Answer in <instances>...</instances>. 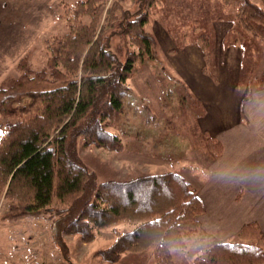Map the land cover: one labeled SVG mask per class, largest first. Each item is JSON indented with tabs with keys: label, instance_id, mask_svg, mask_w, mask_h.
Returning <instances> with one entry per match:
<instances>
[{
	"label": "trees",
	"instance_id": "1",
	"mask_svg": "<svg viewBox=\"0 0 264 264\" xmlns=\"http://www.w3.org/2000/svg\"><path fill=\"white\" fill-rule=\"evenodd\" d=\"M127 1L144 0H115L107 9L103 0L60 5L56 18L69 29L44 39L43 66L32 68L23 56L13 75L0 81V195L7 221L51 218L58 235H79L85 243L94 240V229L132 224L97 252L108 263L150 251L152 264H176L204 212L188 180L165 172L98 183L75 153L79 138L83 145L118 152L121 139L107 128L122 126L127 110L142 108L126 80L136 65L157 60V42L144 27L148 13L138 9L129 16ZM222 1L233 4L236 34L252 31V23L264 26L258 4ZM104 10L106 24L99 26ZM242 38L239 33L224 42ZM193 42L206 57L210 39L201 34ZM209 141L211 153L219 154V145ZM237 238L211 246L206 255L214 264H264V236L255 224L243 226Z\"/></svg>",
	"mask_w": 264,
	"mask_h": 264
},
{
	"label": "rangeland",
	"instance_id": "2",
	"mask_svg": "<svg viewBox=\"0 0 264 264\" xmlns=\"http://www.w3.org/2000/svg\"><path fill=\"white\" fill-rule=\"evenodd\" d=\"M2 1L5 0H0V3ZM77 1L8 0L4 12L0 11V76L13 75L18 60L23 56L26 65L42 67L45 62L44 39L67 33L69 29L66 20L56 18L60 5ZM114 1L103 0L105 9L112 7ZM249 1L264 8L263 0ZM124 8L128 9L129 16L138 13V9L145 10L149 16L145 30L152 35H160L164 28L175 45L193 42L201 34L211 40L209 35L214 31L210 24L218 20L227 21L231 27L227 36L231 39V35L239 36L240 33L243 37L240 42L245 48L243 73L260 68L255 66L253 59L257 56L254 53L263 50L264 26L252 23V31L239 29L236 34L238 29L237 24L233 25L235 10L231 2L144 0L139 4L127 1ZM105 12L101 15L99 26L106 24ZM114 43H117L116 38ZM131 47L134 52L137 51ZM162 50L161 45L159 48L157 45V60H145L136 65L131 77L126 80L133 92V100L138 98V106L141 102L142 108L135 114L127 110L122 126L117 128L113 124L107 128L119 136L123 147L117 152L83 145L82 138L77 141L75 153L79 162L95 175L98 183L177 172L186 177L193 189L198 190V181L203 182L209 176L206 166L214 153H211V145L208 146L209 138L197 124L196 117L202 108L179 83L178 76L174 77L175 71ZM241 82L245 84V81ZM6 213L7 203L0 195V264H152L150 251L136 255L122 254L115 263H108L97 255L98 251L107 249L114 242L115 231L131 230L133 225L130 223L121 222L94 229V240L85 243L79 235H58L52 228L51 218L40 216L35 220L21 218L7 221ZM198 232L187 243L185 250L176 254V264H214L206 251L200 250L223 242ZM237 241L238 238H235L231 242Z\"/></svg>",
	"mask_w": 264,
	"mask_h": 264
},
{
	"label": "crops",
	"instance_id": "3",
	"mask_svg": "<svg viewBox=\"0 0 264 264\" xmlns=\"http://www.w3.org/2000/svg\"><path fill=\"white\" fill-rule=\"evenodd\" d=\"M6 4L8 0L0 3L2 13ZM210 25L214 32L206 57L194 42L175 45L164 28L161 36L153 35L174 77L202 108L196 117L199 129L220 149L206 166L208 178L194 189L204 209L196 218L198 233L231 242L248 224H255L264 236V177L250 175L264 167V47L254 53L253 62L260 68L244 74L245 48L240 42H224L229 23Z\"/></svg>",
	"mask_w": 264,
	"mask_h": 264
},
{
	"label": "clouds",
	"instance_id": "4",
	"mask_svg": "<svg viewBox=\"0 0 264 264\" xmlns=\"http://www.w3.org/2000/svg\"><path fill=\"white\" fill-rule=\"evenodd\" d=\"M250 175L255 176L256 178L264 177V167H258L251 170Z\"/></svg>",
	"mask_w": 264,
	"mask_h": 264
}]
</instances>
